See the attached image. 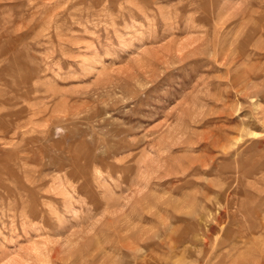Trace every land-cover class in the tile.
Here are the masks:
<instances>
[{
    "label": "rangeland",
    "instance_id": "374dc122",
    "mask_svg": "<svg viewBox=\"0 0 264 264\" xmlns=\"http://www.w3.org/2000/svg\"><path fill=\"white\" fill-rule=\"evenodd\" d=\"M0 264H264V0H0Z\"/></svg>",
    "mask_w": 264,
    "mask_h": 264
}]
</instances>
